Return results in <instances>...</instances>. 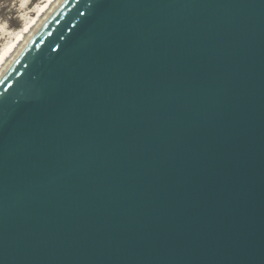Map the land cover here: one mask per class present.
<instances>
[{
    "label": "water",
    "instance_id": "95a60500",
    "mask_svg": "<svg viewBox=\"0 0 264 264\" xmlns=\"http://www.w3.org/2000/svg\"><path fill=\"white\" fill-rule=\"evenodd\" d=\"M0 264H264V0H55L0 68Z\"/></svg>",
    "mask_w": 264,
    "mask_h": 264
},
{
    "label": "rangeland",
    "instance_id": "374dc122",
    "mask_svg": "<svg viewBox=\"0 0 264 264\" xmlns=\"http://www.w3.org/2000/svg\"><path fill=\"white\" fill-rule=\"evenodd\" d=\"M42 1L43 0H0V51L6 48L10 43L9 40L12 39L8 37V32L15 31L22 27L26 21L24 17L27 16V12L32 16L34 13L31 9H33V6L37 3L42 4ZM4 33L7 34L4 35Z\"/></svg>",
    "mask_w": 264,
    "mask_h": 264
},
{
    "label": "bare ground",
    "instance_id": "6f19581e",
    "mask_svg": "<svg viewBox=\"0 0 264 264\" xmlns=\"http://www.w3.org/2000/svg\"><path fill=\"white\" fill-rule=\"evenodd\" d=\"M42 2H43L42 4L37 3L36 5L33 6L34 8L31 10L33 11L34 14L32 16H30L27 12L26 14L27 16L24 17L26 18V21L22 27L18 28L15 31L8 32V37L12 39L9 40L10 41L9 45L6 43L8 46L0 51V68L3 65V63L9 58V56L15 51L19 43L23 41V38L25 34L29 31V29L35 25L39 17H41L42 14L45 11H47V9L50 7L52 3L55 2V0H43ZM5 34L7 33H4V35Z\"/></svg>",
    "mask_w": 264,
    "mask_h": 264
}]
</instances>
